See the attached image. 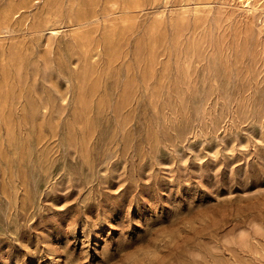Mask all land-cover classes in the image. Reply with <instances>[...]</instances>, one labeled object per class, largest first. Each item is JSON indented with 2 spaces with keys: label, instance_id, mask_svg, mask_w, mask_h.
Segmentation results:
<instances>
[{
  "label": "rangeland",
  "instance_id": "1",
  "mask_svg": "<svg viewBox=\"0 0 264 264\" xmlns=\"http://www.w3.org/2000/svg\"><path fill=\"white\" fill-rule=\"evenodd\" d=\"M251 5L0 0V264H264Z\"/></svg>",
  "mask_w": 264,
  "mask_h": 264
},
{
  "label": "bare ground",
  "instance_id": "2",
  "mask_svg": "<svg viewBox=\"0 0 264 264\" xmlns=\"http://www.w3.org/2000/svg\"><path fill=\"white\" fill-rule=\"evenodd\" d=\"M233 1L239 2V4L243 7H247L248 9H252L251 0H233ZM75 37H77V36H75Z\"/></svg>",
  "mask_w": 264,
  "mask_h": 264
}]
</instances>
